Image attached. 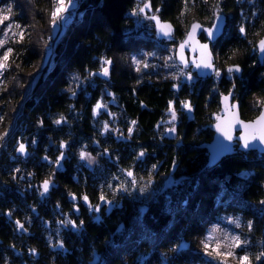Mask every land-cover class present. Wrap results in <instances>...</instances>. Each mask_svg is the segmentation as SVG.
I'll return each instance as SVG.
<instances>
[{"label":"trees","instance_id":"1","mask_svg":"<svg viewBox=\"0 0 264 264\" xmlns=\"http://www.w3.org/2000/svg\"><path fill=\"white\" fill-rule=\"evenodd\" d=\"M53 2L0 0L32 32L18 45V72L2 95L9 119L0 127V145L6 137L32 148L26 160L9 144L11 154H0L2 260L17 261L16 249L27 256L32 247L38 264H213L203 242L230 215L244 219L240 232L251 237L240 252L252 249L249 263L264 264V256L256 259L264 252V155L236 150L211 167L205 148L222 95L240 102L247 121L264 105V63L257 56L264 15H254L253 0H78L62 34L50 28ZM145 2L175 26L177 41L191 23L210 26L226 15V31L213 45L223 76L176 80L165 42L139 23ZM131 54L143 62L137 70L126 63ZM227 65L241 66L242 76L228 73ZM174 110L170 135L166 123ZM113 114L116 133L107 129ZM62 151L68 158L61 170L55 164ZM81 152L102 157L106 172L80 168ZM21 177L29 181L19 184ZM51 177L44 200L28 197L31 180ZM64 215L76 226L61 229L59 247L50 245L46 236Z\"/></svg>","mask_w":264,"mask_h":264},{"label":"rangeland","instance_id":"2","mask_svg":"<svg viewBox=\"0 0 264 264\" xmlns=\"http://www.w3.org/2000/svg\"><path fill=\"white\" fill-rule=\"evenodd\" d=\"M77 2H78V0H72L71 4L69 5L68 0H65V4L68 5L67 11L62 13L61 18L56 21L55 25H53L52 18H51L50 28L54 27L55 32L59 31L60 34H62L67 29L69 23L72 20V16L74 14L73 11H75L77 8ZM253 2L254 3H252V4H254V5L252 8L254 11V15L256 17H258V19L260 20V18L264 15V8L259 4L258 0H253ZM148 3L149 2H145L143 4L142 8H144V6L146 4L148 5ZM53 4L56 7V0H54ZM9 7L11 8L10 13L7 11L0 12V16L8 15L10 17L9 20L4 21L3 25H0V41H5L3 46L0 47V58H2L4 52L7 49H9V48L12 49V52L9 55V59L7 61L8 67L6 69L0 70V127H1V125H4L3 123L7 122L9 119V116L7 115V112H6V108H4V109L2 108V107H5V101H4L5 99L2 98V95L8 89V87H10V84L13 81L14 75L17 74L16 72H18V70L15 69L19 65V62L21 61L20 53L18 50L22 49V48L19 49L18 45L23 44V42L26 39H28L29 36H31V34H32L29 25L23 23L19 19V17H17V12L15 11V9H13V6L6 5V4L0 5V10L7 9ZM248 9H250V8H248ZM154 13H156V12H154ZM140 14L141 15L138 16L140 25L145 30H150V29L154 30V25H153L152 21L150 20V14H148V13L144 14L143 12H141ZM16 24H19L20 27L16 28L15 27ZM8 25H11L10 29L8 28ZM255 28L258 30V27H255ZM5 33H7V35H5ZM21 33H23L22 38L20 35ZM177 42H179V41L176 40L175 42H172V43L165 42V44L162 45L164 52H166L165 55L167 56V58L164 57V59H166V60L169 59L172 61V63L174 62L173 73H175L176 80L183 78L184 81H192L195 77L193 75H195V74H193L190 70H184V69L180 68L176 63L175 49H176ZM0 62H2V59H0ZM137 62H139V63H137ZM126 63L128 65L132 66L135 70H137L138 67L140 65H142L143 62L139 56L131 54V55L126 56ZM230 66L231 65H227L226 68H228ZM33 67H34L33 64L28 65L27 67L25 66V68L29 71L33 70ZM107 68L109 71V65ZM14 70H16V72ZM217 72H218V70H217ZM218 74H219V77L223 76L222 71L218 72ZM115 117H116V115H114V114L111 115L110 120H109V126L107 125V129L110 133H116L119 130L117 127L115 128V125L119 122V120L116 119ZM176 118H177V115H176L175 110H174L170 113V117L166 123V125L168 126L167 130H168V133L170 135H171V131L173 132V130H174V127H175L174 121L176 120ZM110 125L112 127H110ZM12 131L13 130H11V132ZM10 136H11V133H10ZM11 139H13V137ZM5 140H6V137L4 138V140L1 143V144L5 143L6 145L5 144L0 145V154L2 153V151H5L6 154H7V152H8V154H11V152H10L11 150L9 149V145H11L13 147V149L15 150V154H16L19 145L26 143L28 145L29 155H31L32 148H30V145L27 142H25L21 139H18L14 144H12L10 142L9 138H7V140H6V141H8V143ZM7 144H9V145L7 146ZM86 154L88 155V158H86V159H81V155L78 157V159H77L78 166L80 168L87 167L88 169H90L91 171H93L94 173H96L98 175L104 174L106 172V169L104 168V166L102 164L103 163L102 157H100V156L95 157V156H92L88 153H86ZM17 156L18 155L16 154L15 157H17ZM60 157H62V158H60ZM106 157H107V155H106ZM11 158H13V157H11ZM59 158H60L59 163H56L55 167H56V169L62 170L64 168V166H63L64 161L66 158H68L66 151H62ZM21 159H23V158H21ZM26 159H23V160H26ZM25 179L26 178L21 177V179H20L21 181L20 180L18 181L19 184H20V182L25 183V182H27V180L29 181V179H26V180ZM52 181H53V177H51L49 179L50 185H52ZM43 184H44V181L41 184H39V183H34L31 180L29 182L28 186L26 188H24V190H28L29 193L31 194V195L30 194L28 195L29 198H31V196H36L37 198L44 200L48 194L47 193L48 191L47 192L44 191ZM24 203H25V201H24ZM75 209H79L78 205L75 207ZM75 213L78 214L80 212L79 211L77 212V210H76ZM26 221L28 222V217H27ZM73 221L74 220L71 218L69 219L67 215H64L63 220L58 221L55 228L53 230H50L49 234L46 236L47 240H49L50 245H52L54 243H56L58 247L61 245L60 241H56L55 238H57V236L60 235L62 228H66L68 225L76 226V225H74L75 223H73ZM237 221L239 223V227L237 226V223H236ZM26 225H27V223H26ZM243 226H244V219H242L241 216L233 217V216L228 215V216L220 217L218 219V221L215 222L211 226L208 237L203 242L204 254L207 255V260H209L210 262L213 261L214 262L213 264H241L240 257H242V256H247L250 260V256H251V254H253L252 249H249V250L247 249V251L245 250V254H242L240 252L245 247V244H247L251 240V237H248V236H246L240 232V229H242ZM49 227H51V226L49 225ZM236 236H238L240 238V241H241V243L238 247L234 246L235 241L232 239V237H236ZM20 239H22L21 240V244H22L21 247L22 246L25 247L26 245H28L27 243H25V240L23 239V237H21ZM205 245H207V247ZM24 247H22V248H24ZM27 252H28V255L26 256L23 250H21L20 248L16 249L15 250V253H16L15 258H18L17 261H15L14 258H8V259L3 258L4 260H2V258L0 256V264H38L37 262L41 258V256L36 251V249H34L32 247H28ZM217 252H219L220 254L218 255ZM229 252H231L232 254L228 255ZM2 261H3V263H2Z\"/></svg>","mask_w":264,"mask_h":264},{"label":"water","instance_id":"3","mask_svg":"<svg viewBox=\"0 0 264 264\" xmlns=\"http://www.w3.org/2000/svg\"><path fill=\"white\" fill-rule=\"evenodd\" d=\"M149 5V4H148ZM144 14H150V20L154 25V35L156 40L167 43L174 42L176 35V28L170 22L163 20L159 15L153 13L151 6L149 8L144 7ZM157 17L161 24H168L171 26L170 35H164L157 25L156 20L151 17ZM198 25L195 29V33L192 39H189V34L193 31V26ZM227 25V16L219 14L215 17L211 26H203L200 22H194L190 25L187 34L183 41H181L175 50V59L177 65L184 69L190 70L193 74H196L198 78H212L217 75V66L215 63V55L212 51V43H215L220 39L225 32ZM211 33V35H209ZM204 35L205 41L201 40V36ZM264 40V33L257 43V56L261 64L264 63V51L260 49V41ZM181 45H184L181 51ZM207 45L205 50L202 46ZM183 57V59H182ZM210 62L212 67H197L198 64ZM239 65H232L227 68L228 73L235 74L236 76H242L243 70L239 66L240 71L233 70L229 72V68H235ZM227 97V100H225ZM220 113L212 125V131L214 132L213 139L209 142L205 148L208 152V166H215L220 163L225 157L233 155L236 150L241 152L257 151L264 155V141H261V125H257L256 121L259 120L261 114H264V105L261 107L260 113L253 120H244L240 113V102L235 101L231 95H222L220 98ZM243 122V123H240ZM253 125V127L245 128L244 125ZM231 136V139H228ZM255 137V138H253ZM245 143L248 147H245ZM24 145V151L20 152L17 149L16 154L26 159L29 156V150L26 143ZM48 190H51L49 184ZM79 211V209H77Z\"/></svg>","mask_w":264,"mask_h":264},{"label":"snow or ice","instance_id":"4","mask_svg":"<svg viewBox=\"0 0 264 264\" xmlns=\"http://www.w3.org/2000/svg\"><path fill=\"white\" fill-rule=\"evenodd\" d=\"M71 2H72V0H68V4L69 5L71 4ZM67 7H68V5L65 4V0H56V7L54 8V10L52 12V22H53V25H55L56 24V21L61 18L62 13H64L65 11H67ZM144 7L145 8H149L150 5H147L146 4ZM3 11H7V12L10 13L11 12V8L9 7L7 9L0 10V12H3ZM139 11L140 12H143L144 11V8L139 9ZM9 19H10V17L8 15H2V16H0V25H3L4 21H7ZM151 19L156 20L157 25L159 26L160 30L164 33V35H170V33H171V26L170 25H168V24H161L160 21L158 20V18L155 17V16L151 17ZM15 27L16 28H19L20 25L19 24H16ZM197 27H199V26L198 25H194L193 26V31H192V33L189 34V39H192L193 38L194 33H195V29ZM8 28L10 29L11 28V25H8ZM240 31L243 32L244 29L241 28ZM5 35H7V33H5ZM20 35H21V38H22L23 37V33H21ZM209 35H211V33H209ZM4 43H5V41H0V47H2ZM259 46H260L261 51H264V40H261L260 41V45ZM183 47H184V45H181V51L183 50ZM202 47L205 50L207 49V45H204ZM11 52H12V49H10V48L7 49L4 52L2 58H0V59H2V62H0V70L6 69L8 67L7 61L9 59V55L11 54ZM182 59H183V57H182ZM105 63L106 64H111V61H105ZM137 63H139V62H137ZM147 66H148L147 64L144 65V67H147ZM197 67H212V65H211L210 62H206V63H203V64H198ZM233 70H235L237 72L240 71L239 66H236L234 69L233 68H229V72H232ZM103 74L105 76H107L109 74L107 67H105L103 69ZM225 100H227V97H225ZM100 107H101V105L98 104L97 105V109L100 108ZM184 107L190 109L191 108V105L188 104V103H185L184 104ZM62 120H63V117L61 118V120H57L56 123L59 124V123L62 122ZM133 123H135V122L133 121ZM240 123H243V122H240ZM256 124L262 126L261 127V134H260V137L259 138L261 139V141H264V114H261L259 120L256 121ZM244 127L245 128H250V127H253V125L245 124ZM253 138H255V137H253ZM228 139H231V136H228ZM244 146L245 147H248V144L245 143ZM62 147H63V145H62ZM19 151L20 152H23L24 151V145L23 144L20 145ZM140 155L143 156V153H141ZM60 158H62V157H60ZM60 158H58L57 163H59V159ZM86 158H88V155L86 153H84V152H81V159H86ZM128 175L129 176H132L133 173L131 171H129L128 172ZM43 188H44V191L47 192V190L49 188V181H47V180L44 181ZM103 199H104V197L101 196V200H103ZM84 200L87 201V197L86 196L84 197ZM261 203H264V201H262ZM236 223H237V226L239 227L238 221ZM249 228H251V223H249ZM232 239L235 241V245L234 246L238 247L240 245V243H241L240 238L238 236H236V237H232ZM205 246L207 247V245H205ZM217 254L219 255L220 253L217 252ZM231 254H232L231 252L228 253V255H231ZM261 256H264V252H262L260 254V256H257L256 259L259 260L261 258ZM240 261H241V264H249V258L247 256L240 257Z\"/></svg>","mask_w":264,"mask_h":264},{"label":"flooded vegetation","instance_id":"5","mask_svg":"<svg viewBox=\"0 0 264 264\" xmlns=\"http://www.w3.org/2000/svg\"><path fill=\"white\" fill-rule=\"evenodd\" d=\"M218 15H219V14H218ZM216 16H217V15H216ZM216 16H215V17H216ZM215 17H214V19H215ZM214 19H213V21H214ZM193 23H194V22H193ZM212 23H213V22H212ZM191 24H192V23H191ZM191 24H190V25H191ZM202 25H203V24H202ZM227 25H228V19H227ZM227 25H226V27H227ZM203 26H204V25H203ZM210 26H211V25H210ZM189 27H190V26H189ZM205 27H207V26H205ZM188 29H189V28H188ZM225 31H226V28H225ZM224 33H225V32H224ZM186 34H187V33H186ZM202 37H203V38H202ZM201 40H202V41H205V40H206L205 37H204V35L201 36ZM218 40H219V39H218ZM218 40H217V41H218ZM175 41H176V40H175ZM175 41H174V42H175ZM182 41H183V40H182ZM217 41H216V42H217ZM180 42H181V41L177 42V44H176V48H177V45H178ZM216 42H215V43H216ZM215 43H212V51H213V45H214ZM175 50H176V49H175ZM213 53H214V51H213ZM214 55H215V53H214ZM216 62H217V57H216V55H215V63H216ZM231 66H232V65H231ZM226 71H227V69H226ZM195 75H196V74H195ZM214 77H215V76H214Z\"/></svg>","mask_w":264,"mask_h":264}]
</instances>
